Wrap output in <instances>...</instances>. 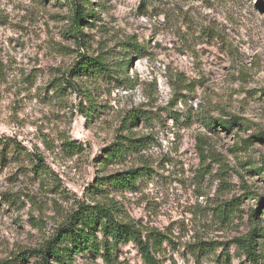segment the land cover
Returning a JSON list of instances; mask_svg holds the SVG:
<instances>
[{
    "label": "rangeland",
    "instance_id": "obj_1",
    "mask_svg": "<svg viewBox=\"0 0 264 264\" xmlns=\"http://www.w3.org/2000/svg\"><path fill=\"white\" fill-rule=\"evenodd\" d=\"M71 1L0 0V264H41L19 254L103 202L162 264H264V0H75L78 33ZM90 241L48 261L144 264Z\"/></svg>",
    "mask_w": 264,
    "mask_h": 264
},
{
    "label": "trees",
    "instance_id": "obj_2",
    "mask_svg": "<svg viewBox=\"0 0 264 264\" xmlns=\"http://www.w3.org/2000/svg\"><path fill=\"white\" fill-rule=\"evenodd\" d=\"M71 6L73 8L72 21L74 25V32H80L79 25L86 16V10L83 6L76 3L75 0L71 1ZM128 63V62H127ZM74 71L79 75L82 72H92L96 70L100 74H104L107 70L104 63L97 57H87L80 54V60H78L74 65ZM238 117H232L231 120L221 118L216 121V125L224 129H230L233 124L238 123ZM210 127H213V121L210 122ZM67 145H72L68 143ZM114 150H123L121 145L115 147ZM118 151L117 153H119ZM198 153L200 156H204L201 148H198ZM5 156H2L4 159ZM137 173V170H129L126 174H120L119 176H114L109 179V182H115L123 188L130 185L132 178ZM248 197L251 195L250 192H246ZM89 210V212H88ZM258 210H255V213ZM100 232L105 238L108 239L114 245L119 243L133 242L137 247L141 259L144 264H162L158 258L154 255L153 244L150 239L155 240V243H161L162 237L148 236L147 238L142 235L141 230L136 226L133 220L121 221L116 213L115 206L113 203H96L92 206H88L86 209H82L75 215H71L67 224L61 227L57 233L49 239L44 245L35 248L25 249L19 254V257L25 258L29 255H34L39 257L41 264H50L48 259H53L55 262L64 261L67 256L78 253L79 251L90 248V240L96 232ZM248 237H236L233 239L239 248L244 250L248 259L252 262H256V254L253 251L254 236L253 233H248ZM66 242L64 245L61 243ZM154 243V244H155Z\"/></svg>",
    "mask_w": 264,
    "mask_h": 264
}]
</instances>
